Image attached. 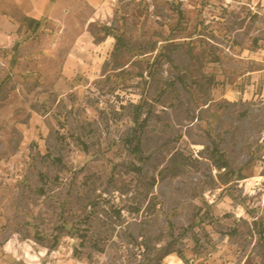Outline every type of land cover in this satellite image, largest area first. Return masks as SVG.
I'll return each mask as SVG.
<instances>
[{
	"label": "rangeland",
	"instance_id": "rangeland-1",
	"mask_svg": "<svg viewBox=\"0 0 264 264\" xmlns=\"http://www.w3.org/2000/svg\"><path fill=\"white\" fill-rule=\"evenodd\" d=\"M2 7L0 264H264V0Z\"/></svg>",
	"mask_w": 264,
	"mask_h": 264
},
{
	"label": "crops",
	"instance_id": "crops-1",
	"mask_svg": "<svg viewBox=\"0 0 264 264\" xmlns=\"http://www.w3.org/2000/svg\"><path fill=\"white\" fill-rule=\"evenodd\" d=\"M115 2L116 0H6V3L0 2V4L5 7L7 11L13 9L15 4L21 9L30 11L23 18V20L28 22V25H30L29 19H34L38 21V23L41 19L54 20L59 23L69 19L74 20L76 24L83 23L79 20L84 19L86 20L84 23L90 25L97 21H103L104 19L108 20L113 16ZM53 10H62L65 20L55 18L53 14H51ZM80 10L90 12L91 14L90 16H84L83 13H79ZM11 20V15H3L0 13V30L2 31V28H5L4 30L7 32L14 30L15 25Z\"/></svg>",
	"mask_w": 264,
	"mask_h": 264
},
{
	"label": "trees",
	"instance_id": "trees-1",
	"mask_svg": "<svg viewBox=\"0 0 264 264\" xmlns=\"http://www.w3.org/2000/svg\"><path fill=\"white\" fill-rule=\"evenodd\" d=\"M29 26H38V21L34 20V19H29ZM108 31V33L106 34V36H111V34L109 33L111 28H107L106 29ZM214 154L217 155L218 157V160H220L222 162V164L226 167L227 166V163L224 159V155L217 149V147L214 148Z\"/></svg>",
	"mask_w": 264,
	"mask_h": 264
}]
</instances>
